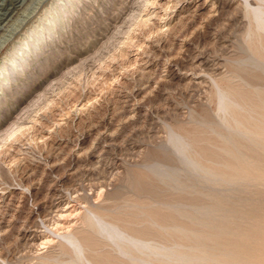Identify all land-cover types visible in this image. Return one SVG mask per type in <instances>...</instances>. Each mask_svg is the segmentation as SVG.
<instances>
[{
  "label": "rangeland",
  "instance_id": "1",
  "mask_svg": "<svg viewBox=\"0 0 264 264\" xmlns=\"http://www.w3.org/2000/svg\"><path fill=\"white\" fill-rule=\"evenodd\" d=\"M23 1L0 0L1 27L25 12L0 30V264H222L225 233L264 241V143L226 124L264 115V0Z\"/></svg>",
  "mask_w": 264,
  "mask_h": 264
},
{
  "label": "bare ground",
  "instance_id": "2",
  "mask_svg": "<svg viewBox=\"0 0 264 264\" xmlns=\"http://www.w3.org/2000/svg\"><path fill=\"white\" fill-rule=\"evenodd\" d=\"M3 1V0H2ZM45 2V1H44ZM36 3V2H35ZM4 4V3H3ZM14 6H18L20 5V7H22V5H26L25 2L23 0H15L14 2ZM4 6V5H3ZM30 6V5H28ZM138 6V5H137ZM10 7V6H9ZM19 7V8H20ZM32 7V5H31ZM30 8V7H29ZM7 9V8H6ZM9 9V8H8ZM17 9V8H16ZM21 9V8H20ZM24 10V9H23ZM49 10V9H48ZM2 11V10H1ZM30 11V10H29ZM37 11V10H36ZM58 11V10H57ZM4 12V11H3ZM12 12V11H11ZM21 12V15H17L16 17L14 15H10L11 13H7V11L5 13H3V16L5 17L4 18V21L7 20L8 24L4 25V26H0V30H2V32H10V30L8 29L9 26H13L18 22L20 21L21 17L24 16V11H20ZM50 12H53L50 11ZM34 13V12H33ZM51 14V13H50ZM49 14V15H50ZM249 15L252 19V22L254 24V27H253V30L251 31H254V33H258L260 32L261 35L259 36L258 34V37L257 39H259L258 41H260V44L262 43V45H260V47L262 46L263 49H264V10H253V11H250L249 12ZM30 16V15H29ZM3 19V18H2ZM1 20V19H0ZM19 23V22H18ZM40 29V28H39ZM42 29V28H41ZM17 31V30H16ZM40 30H37L35 32V34H41L39 32ZM43 31V30H42ZM3 32V34H4ZM1 33V32H0ZM16 33V32H15ZM51 33V32H50ZM49 33V35H50ZM250 33H253V32H250ZM249 33V34H250ZM48 34V33H47ZM15 35V34H14ZM11 36V35H10ZM13 36V35H12ZM36 36V35H34ZM33 36V37H34ZM250 36V35H249ZM2 37V36H1ZM7 37V36H6ZM48 37V36H47ZM256 37V36H255ZM4 38V36H3ZM2 39V38H1ZM11 39V38H10ZM39 39V38H38ZM35 40V39H34ZM43 40V39H42ZM2 41V40H0ZM41 40H39V42L37 43H40ZM257 41V42H258ZM27 42V41H26ZM43 42V41H41ZM29 44V43H27ZM30 45V44H29ZM33 45L35 46L36 44L33 43ZM27 47V46H26ZM32 47V46H31ZM261 47V48H262ZM260 48V50H261ZM34 49V48H33ZM1 50V49H0ZM28 51V50H27ZM262 51V50H261ZM259 52V49L257 51V53ZM261 53V52H260ZM259 54V53H258ZM264 53H262L263 55ZM253 56V55H252ZM261 56V55H260ZM261 58H264V55L261 57ZM25 59V57H24ZM252 59V58H251ZM250 59V61H251ZM23 60V59H22ZM248 60V59H247ZM253 60V59H252ZM264 61V60H262ZM259 63V62H256V64ZM263 66V65H262ZM239 68V67H238ZM263 69V68H262ZM240 70V69H239ZM236 73V72H235ZM237 74V73H236ZM255 77V76H254ZM260 81V80H259ZM248 83V82H247ZM250 83V82H249ZM218 94V93H217ZM220 94V93H219ZM218 94V95H219ZM222 95H219L220 97H218V103H219V107L218 109H220L219 111H222L225 112L227 109H229L230 107V111L232 112V114L234 113V110L236 109H239V105L235 104L232 102V100L227 97V93L225 95H223V93H221ZM244 107V106H243ZM242 108V107H241ZM260 109V108H258ZM255 110V109H254ZM239 112V111H238ZM237 113V112H236ZM236 116V115H235ZM238 116L240 115H237L236 119H234V116H233V119H231L230 121H226V124L228 125V127L230 128H233L232 131L230 129V132H234L235 134H233L234 136L231 138L232 140V144H235L234 141H237L238 140H248V141H251V140H259L262 141V143H264V115H262L261 118L258 117V119H253L251 116H241L240 118L241 119H238ZM210 128V127H209ZM227 128V129H229ZM226 129V130H227ZM218 133V132H217ZM236 139V140H235ZM230 140V139H229ZM231 142V141H230ZM252 142V141H251ZM238 143V142H237ZM255 144V143H254ZM253 145V144H252ZM264 145V144H263ZM235 147L234 148H237L238 146L235 144L234 145ZM227 147V146H226ZM255 147V146H254ZM257 147V146H256ZM260 148V147H259ZM176 149V148H175ZM238 149V148H237ZM177 151V150H176ZM229 153H230V163L231 165H234V166H237V167H240L239 169L243 170L244 169V166H243V162L242 160L236 158V153H235V150H228ZM257 152V150H256ZM252 153V152H251ZM250 155V154H249ZM255 155V154H254ZM228 156V155H227ZM250 157H253L252 155L249 156ZM188 158V157H187ZM212 158V156H211ZM223 158V157H222ZM248 158V157H246ZM227 159V158H226ZM224 162V161H223ZM246 162V161H245ZM247 163V166H249L248 169H253L255 167V169H253L252 171H244L247 172L245 173L248 177H253V178H256V179H259V180H264V157H258L256 160H249L248 159V162ZM190 164V162H189ZM221 164V163H220ZM227 164V163H226ZM224 164V165H226ZM214 165V164H213ZM233 166V167H234ZM243 166V167H242ZM254 166V167H253ZM257 166V167H256ZM251 167V168H250ZM231 168V167H229ZM228 168V169H229ZM226 169V168H225ZM238 169V170H239ZM213 170V169H212ZM237 170V169H236ZM242 171V172H243ZM241 172V173H242ZM224 173V172H223ZM222 173V174H223ZM227 173V172H226ZM233 173V172H232ZM208 174V173H206ZM210 174V173H209ZM219 174V173H218ZM221 175V174H220ZM209 176V175H208ZM212 176V175H211ZM217 177V176H216ZM233 177V176H232ZM240 177V176H239ZM242 177V176H241ZM210 178V177H209ZM228 178V177H226ZM231 178V177H230ZM235 178V177H234ZM243 178V177H242ZM247 178V177H245ZM220 179V178H219ZM236 179V178H235ZM217 180V179H216ZM237 180V179H236ZM231 182V181H230ZM235 182V181H234ZM263 182V181H262ZM65 197V196H64ZM201 203V202H200ZM222 203V202H221ZM227 203V202H226ZM229 205V204H228ZM209 206V205H208ZM220 206V205H219ZM223 207V206H221ZM209 217V216H208ZM206 218V217H205ZM196 221V220H195ZM206 223V222H205ZM206 228V227H205ZM199 229V228H197ZM194 231V230H193ZM205 231V229H204ZM202 233V232H201ZM221 233V232H220ZM219 233V234H220ZM232 232H230L229 234L228 233H225L224 237H220V240L221 242H223V244L225 245V243L228 245L229 244V250H230V255H226L225 258H223V262L222 264H230L231 261L235 260V259H238L237 262L238 264H261V261H260V257L261 253H263V247H264V241L262 240L261 243L257 242L256 243V240H255V236L254 235H258V234H255L253 233L250 229H238L234 234H238L239 236V239H241L240 241L243 242L242 243H238V240L236 241L235 239H237L238 237H235L233 236V234H231ZM204 234V233H203ZM193 235V234H192ZM217 235V234H216ZM223 236V235H222ZM262 236V235H261ZM261 236L259 238H261ZM200 237V236H199ZM205 237V236H204ZM216 237V236H215ZM235 237V238H234ZM264 237V236H262ZM196 239V238H195ZM213 239V238H212ZM219 239V237H218ZM197 240V239H196ZM219 240V242H220ZM190 241V240H189ZM220 242V243H221ZM222 247V245L220 246ZM223 247H227V246H223ZM76 248V247H75ZM188 249V248H187ZM76 250V249H75ZM189 250V249H188ZM179 251V250H178ZM224 251V250H223ZM188 253V252H187ZM244 256H243V255ZM184 255V254H182ZM182 255H180L182 257ZM187 255V254H186ZM185 255V256H186ZM184 256V257H185ZM183 257V258H184ZM196 257V256H195ZM242 257V258H241ZM186 258V257H185ZM192 258V257H191ZM197 258V257H196ZM193 260V258H192ZM178 261V260H177ZM187 261H190V260H187ZM181 262V261H180ZM264 263V262H263Z\"/></svg>",
  "mask_w": 264,
  "mask_h": 264
}]
</instances>
